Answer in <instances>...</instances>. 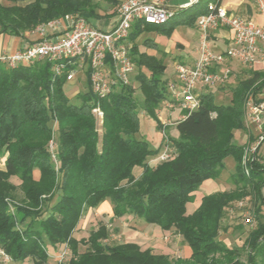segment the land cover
Listing matches in <instances>:
<instances>
[{"label": "trees", "instance_id": "1", "mask_svg": "<svg viewBox=\"0 0 264 264\" xmlns=\"http://www.w3.org/2000/svg\"><path fill=\"white\" fill-rule=\"evenodd\" d=\"M7 1L10 4L0 1V33L15 36H26L38 24L66 15L93 25L104 16L101 0ZM206 11L207 4L200 14ZM200 14L190 15L185 24H192ZM168 22L133 25L129 39L135 74L130 84L117 85L102 98L92 91L88 68L76 72H82L85 85L71 97L66 70L56 74L47 59L13 67L0 63V156H4L0 248L12 264L27 258L32 264H46L48 248L56 251L63 243L72 255L59 264H264V156L259 151L264 141L244 164L248 146L239 144L234 134L241 130L248 140L255 139L245 121L246 99L264 87V71L249 69L235 83L227 81L203 92L197 108L182 109L184 116L168 136L169 125L156 114L162 101H172L168 82L162 78L166 65L162 57L141 50L135 42L144 31L169 35L174 23ZM223 90L229 96L217 102L215 91ZM96 105L103 111L100 131L92 113ZM140 109L163 130L162 144L155 147L139 134ZM165 138L174 155L149 162L163 150ZM51 139L56 143L55 159L48 149ZM227 156L234 161L229 175L233 188L204 194L188 212L196 190L204 180L221 175ZM136 166L142 168L139 176L133 171ZM11 176H17L19 184ZM17 190L22 197L19 203L11 202L14 211L10 212L7 198H17ZM246 198L251 200L247 209L255 224L242 244L229 246L219 238L221 221L230 204ZM104 200L110 201L113 217L132 215L161 230L175 231L190 255L172 260L132 241L108 245L103 242L109 233L102 222L87 237L76 238L83 213ZM79 244L87 246L85 251H78Z\"/></svg>", "mask_w": 264, "mask_h": 264}, {"label": "built area", "instance_id": "2", "mask_svg": "<svg viewBox=\"0 0 264 264\" xmlns=\"http://www.w3.org/2000/svg\"><path fill=\"white\" fill-rule=\"evenodd\" d=\"M166 1L118 0V15L109 30L71 15L40 23L33 29L38 35L37 40L14 52L0 53V63L13 67L20 63L47 59L56 74L66 70L67 81H71L79 69L88 68L93 93L100 98L105 97L115 86L131 83L135 65L130 56L133 42L129 34L133 25L138 21L155 25L167 22L174 10L165 5ZM198 1L187 0L180 7L187 8ZM249 1L254 4L262 22L229 10L221 0L207 2V11L196 20L199 33L196 56L191 63L175 62L176 80L167 84L173 104L188 111L197 108L203 92L229 81L233 72L231 63L250 69L264 64V0ZM219 27H227L231 32L230 41L223 50L213 48L212 34ZM68 66L71 67L67 70ZM92 113L101 126V108L94 106ZM245 121L248 126L255 128L256 136L248 144L244 164L264 141V87L258 93L248 94ZM165 140L164 148L157 157L160 161L174 155L169 140ZM48 144L51 156L55 159L56 143L51 139ZM245 172L248 174L246 167ZM245 202V199H240L233 204L243 209ZM246 214L248 216L242 218L243 223L252 224L254 220L249 209L243 215ZM65 253H58L57 264L63 262ZM0 254L5 260L9 259L2 249Z\"/></svg>", "mask_w": 264, "mask_h": 264}, {"label": "rangeland", "instance_id": "3", "mask_svg": "<svg viewBox=\"0 0 264 264\" xmlns=\"http://www.w3.org/2000/svg\"><path fill=\"white\" fill-rule=\"evenodd\" d=\"M5 4H10L7 0H0ZM27 1V0H26ZM171 2L180 1L184 2L187 0H170ZM212 1L216 2L217 0H199V2L195 3L194 5H191L187 8H177L175 11V16L169 19L168 24L175 25L177 31H179V35L183 34V31L186 26L184 24L180 23V20H184L188 18L190 15L194 14H200L202 12V9L205 7L207 2ZM230 1V3H228ZM106 0H101L99 2L101 9L105 10L107 9V3ZM222 4L225 5L229 10L233 9L237 13H241L243 11L247 12L245 14H250L251 18L254 19L257 22H262L261 16L257 13L256 8L254 4L249 0H221ZM238 5V6H237ZM243 14V13H242ZM248 16V15H247ZM2 45L4 44L6 40L9 38L7 33L1 34ZM143 50L144 48H140ZM164 49V48H162ZM158 56H161L158 53ZM176 56V55H174ZM175 57H171V61H167V71L166 75L171 76L173 71L172 63L175 62ZM250 68L241 67L239 64L235 63V69L232 72L228 83L226 84H233L237 80L242 79L246 77V74L248 73V70ZM250 70H261L264 71V64L260 67L251 68ZM82 72H78L75 74L74 78L69 81L70 87L67 88V93L69 96L74 97V95L80 91L84 87V76L81 74ZM135 74V70H134ZM134 76V75H133ZM133 77L131 76V79ZM132 83L136 86L138 85V82L135 80H132ZM137 93V92H136ZM138 96H140L139 93H137ZM215 96L217 102L226 100L229 96L228 90H223L222 92L215 91ZM170 103H173L172 101ZM176 105V104H175ZM176 113V112H175ZM160 114V113H159ZM139 116H140V125L142 127V130L144 132V138L149 140L153 145L156 144V146L162 144L163 140V130H160L156 126V121L150 117L147 116V114L140 109L139 110ZM164 121V117H162ZM177 118V115H173V119H171V122L173 123L174 120ZM160 120V119H159ZM161 122V120H160ZM164 124V123H162ZM96 126L98 130H101L100 124L96 121ZM172 125H169L168 128H165V132L168 134V136L173 135L174 133L171 132ZM254 133V129L252 130ZM255 134V133H254ZM247 146L249 143H245ZM49 145V144H48ZM261 153L264 154V142L260 146ZM160 154V153H159ZM158 154V155H159ZM158 156H155V158L149 160L151 163H157L160 160L157 159ZM2 161H4V156H0V166L2 165ZM224 169L222 171V175H220V182L225 179V175L229 173L234 168V161L232 159V156H227L224 160ZM35 174V172H34ZM10 180L15 183L19 184L20 180L17 176H11ZM17 198H7L9 201V210L10 212L14 211V207L11 202L19 203L20 198L22 197V192L20 190H17L16 193ZM201 194L198 193L195 197V199L189 203V207L192 208L196 205H198L200 201ZM245 207L239 208L235 204H230L228 208H226L225 216L221 221V226L223 229H221L219 233V238L222 239L227 245L233 246V245H240L243 243L248 229L252 227L255 223L252 224H245L242 221V218L244 216H248V214H245V210L248 208V206L251 203L250 198L245 199ZM110 203V201L108 200ZM188 207V208H189ZM264 211V209H263ZM110 216L108 213L105 212H99L97 207L89 208L87 209L77 226V229L74 231V235L76 238H82L87 237L90 230L97 228L99 223H105L108 229V237L103 240L108 245H112L115 243H121L126 241H132L138 243L141 248H149L152 250V252L155 253H166L169 255L170 259L177 260L188 257V253L185 251V244L182 240L181 235L176 233L175 231L170 232H163L162 230L158 229V227H154L153 225H149L146 223H142L140 219L132 216V215H124L122 217H113ZM144 222V221H143ZM238 224H242V228H237ZM87 248L86 245L79 244L78 251L83 252ZM1 249V248H0ZM63 251H66L63 262L66 263L69 261L71 257V250L70 247L67 245L60 244L56 251H52L48 248V261L46 264H57V258L59 257L58 253H62ZM0 264H12L11 260H5L2 255L0 254ZM13 264H32L31 258L25 259L23 262H17Z\"/></svg>", "mask_w": 264, "mask_h": 264}, {"label": "crops", "instance_id": "4", "mask_svg": "<svg viewBox=\"0 0 264 264\" xmlns=\"http://www.w3.org/2000/svg\"><path fill=\"white\" fill-rule=\"evenodd\" d=\"M184 2H186V1H184ZM184 2H180V1L171 2L170 0H167L165 2V5L172 10H176L175 8H179ZM106 3H107V9L102 11L104 16H102L100 18V20H98L97 23L95 24L96 26H98L99 28H102L103 30H109L113 26V24L117 18V15H118V0H108V2H106ZM228 3H230V1H228ZM225 5H227V4H225ZM231 10H233V9H231ZM241 13H243L244 15L250 16V14H245V13H247L245 11H243ZM186 19L180 21V23H182V24H184V26H186L182 35H179L180 32L177 31V29L174 25V27L171 30L169 35L162 34V33H159V32L152 30V31L142 32L135 39V42L138 45V48H144L143 50H145L147 53L154 54L157 57H162L163 62L166 65V68H165V71H164L162 78L166 79L167 82L176 80V75H175V70H174L175 62L179 61V62L191 63L196 56L195 48H196V46L198 44V40H199V33L196 29L197 18L192 24H187V23L185 24ZM1 34H3V33H0V53H2V52H14L17 49L23 48L24 46L32 43L33 41H35V39L38 38V35L36 33H34L33 31L27 33L26 36H15V35L8 34L9 38L6 40L5 46H4V44L2 45V43H1V40L3 39ZM230 37H231V32L229 31V29L227 27H219L218 29L214 30L213 34H212L213 48L215 50H223L227 46V44L229 43ZM144 40H146V42H144ZM162 48H164V49H162ZM158 53L161 56H158ZM174 55H176V56H174ZM171 57H175V59H176V61L172 63L174 73H172L171 76H167L166 75L167 61H171ZM230 66H231L232 70L234 71L235 63H231ZM133 75H134V72L132 74V77H133ZM69 87H70V85L68 82L66 84V88H69ZM136 92L140 94V96H138L136 93L137 97L139 99H141L142 98L141 92L139 90H137ZM169 95H170V93H169ZM170 102H171V100L169 98L162 101V103L160 104V107L156 111V114H157L158 118L161 120V123H164L166 125H172L171 132L175 133V129L173 127L174 124L178 119L182 118L184 115H183L182 108L180 106H178L177 104L175 105V104L170 103ZM175 114L177 115V118L172 123L171 119H173V115H175ZM162 117H164V119L166 121H164ZM251 127H252V130L254 129V133L256 134L255 128L253 126H251ZM139 132H140L139 134L141 135V137H144V132L142 130L141 125L139 127ZM234 134H235V140L239 144H243L246 142L250 143L253 141V140H248L247 134L241 130H236ZM154 146L156 147V144H154ZM261 154H262V156H264L263 153H261ZM0 169H4V161H2V165L0 166ZM133 171H134L135 176H139L142 173V168L139 166H136ZM233 171H234V168L229 173H227V175H225L226 178L223 179L222 182H220V179H222V178H220V176L215 178V179L204 180L201 183V185L199 186V188L196 190V195L198 193H200L201 196H203L204 194L212 193L215 191L232 189L233 184L229 180V175ZM35 177H38V173L35 174ZM196 195H195V197H196ZM189 203H191V202H189ZM189 203L187 204V211L191 212L197 205L190 208ZM97 208H98L99 212L103 211L105 213H108L110 216H112V205H111V203L108 202V200H104L103 202H101L97 206ZM111 218H113V216ZM141 222L145 223L143 221H141ZM154 227H156V226H154ZM158 229H160V228H158ZM162 231L163 232H170L168 230H162ZM185 251L188 253V256H189L191 253V250L187 245H185Z\"/></svg>", "mask_w": 264, "mask_h": 264}, {"label": "water", "instance_id": "5", "mask_svg": "<svg viewBox=\"0 0 264 264\" xmlns=\"http://www.w3.org/2000/svg\"><path fill=\"white\" fill-rule=\"evenodd\" d=\"M179 8H182V7H179ZM175 9H177V8H175Z\"/></svg>", "mask_w": 264, "mask_h": 264}]
</instances>
